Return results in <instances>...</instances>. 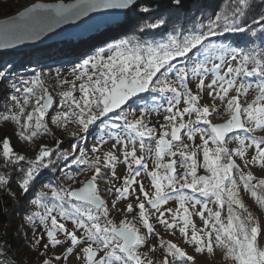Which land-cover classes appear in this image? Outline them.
I'll use <instances>...</instances> for the list:
<instances>
[{
    "label": "snow or ice",
    "instance_id": "snow-or-ice-1",
    "mask_svg": "<svg viewBox=\"0 0 264 264\" xmlns=\"http://www.w3.org/2000/svg\"><path fill=\"white\" fill-rule=\"evenodd\" d=\"M174 4L179 7L181 0H174ZM138 9L150 11L141 8L139 0L34 4L18 17L0 22V49L39 40L52 29L89 13L127 10L106 13L108 22L118 23L119 15L127 17ZM258 9L259 15L249 23ZM168 25L169 20L161 17L140 29L147 35L148 29L167 28L159 38L152 34L150 39H123L93 55L84 53L71 69V79L57 73L49 86L42 74L33 73L31 79L11 82L5 103L12 107L0 110V120L11 122L18 129L13 134L21 141L31 144L41 136L53 135L48 117L54 107L57 110L50 116L51 124L64 129L76 125L73 139L86 142L89 134L98 133L93 136L92 158L75 143L70 150H62L59 139L55 147L40 144L29 158L14 151L7 135L0 138V161L7 173L0 174V191L13 198V177L25 195L33 191L45 170L59 168L60 163L65 167L69 162L83 165L81 171L91 173L87 179L77 180L78 173L65 172L70 183H46L31 199V205L39 210L26 214L18 230L25 225L32 230V250L46 239L41 264L67 261L77 248L76 257L83 264H195L193 255L160 237L150 223L152 217L172 235V230L178 229L196 254H211L218 248L225 264H264V226L241 198L242 185L264 209V178L245 172L250 165L264 168V136L254 135L264 132V0H228L227 6L213 15H193L179 27ZM228 34H247L248 44L241 47L212 40H227ZM8 79L4 66L0 81ZM55 89L61 91L54 97ZM250 90L256 92L254 99L242 102ZM205 96L211 103L201 105ZM217 101L224 105L228 118L212 123L221 112ZM153 113L162 114L164 119L158 135L157 127L147 119ZM182 133L192 143H185ZM197 137L199 144H195ZM233 142L237 146L229 147ZM109 143L110 149L101 156L100 149ZM253 148L255 154L247 159ZM149 158L154 163L151 171ZM121 163L126 175L121 186L115 187L114 181L121 179L115 169ZM200 167L206 174H198ZM142 172L150 177L151 192L137 179ZM100 183L105 184L103 190ZM106 195L115 196L111 204ZM130 198L135 199V206L128 202L117 209V203ZM170 201L177 203L175 210L163 207ZM136 209L145 231L136 226L135 216L132 221L125 216L118 224L111 218L114 210L132 214ZM166 213L170 219L165 218ZM194 217L202 221V228L197 229ZM152 238L158 244L149 245ZM65 244L69 245L67 255L55 254V249ZM158 247L163 251L162 260L154 262L148 253ZM141 248H148V252L141 253ZM8 254L7 243H0V264H12Z\"/></svg>",
    "mask_w": 264,
    "mask_h": 264
},
{
    "label": "trees",
    "instance_id": "trees-1",
    "mask_svg": "<svg viewBox=\"0 0 264 264\" xmlns=\"http://www.w3.org/2000/svg\"><path fill=\"white\" fill-rule=\"evenodd\" d=\"M37 1L41 0H0V18L13 16ZM227 4L228 0H181L180 6L177 7L174 4V0L142 1L139 2L140 7H148L150 9L149 12H143L139 9L135 12H130L123 21L107 28L99 29L85 39H67L29 47L24 50L0 52V70H4V66H7L9 77L7 81H0V110L12 107L11 104L5 103L9 99L8 90H10L12 81L31 79L33 73H37L42 74L46 85H53L56 74L60 73L63 76L62 70L73 68L76 64L80 63L84 58V53L93 55L99 48H106L108 45L123 39H150L152 34H156L157 38H159V34L166 32L167 28L148 29L147 35L141 33L140 29L161 17L169 20L168 28L173 24L179 27L193 15H213L215 12L222 11ZM258 15L259 9L251 14L248 22L251 23L252 17ZM228 36L230 38L227 40L224 39L225 41H237L239 44H243L244 47L248 44L247 34H228ZM216 39L218 37H213V42ZM259 43L257 41V44ZM59 91L61 89L53 90V96L55 97ZM15 110L13 108V111ZM27 110L30 111L31 108ZM56 110L55 107L51 109L48 117V127L53 134L52 136H41L29 144L21 141L13 134L18 129H15L11 122L0 120V138L7 135L11 140L14 151L25 154L29 158L34 157L35 151L38 150L40 144H48L49 146L55 147L56 139L63 142L60 145L62 150H70L72 141L75 139L60 136L59 133L57 134L58 127L51 124L50 116L55 114ZM94 135H98V133H92L89 138H93ZM75 144L82 148V145L86 144V142L77 138ZM85 152L88 154V151ZM61 168H63V173L59 174L62 172L60 170ZM83 168V165H72L70 162L67 167L63 163H60L59 168L45 170L39 176L33 191L28 194H21L17 186L16 177H13L11 180V191L15 193V198L0 191V243H7L8 259L12 261V264H41V261L45 258V256L41 255L42 249L39 252H36L37 249L32 250L31 242L33 236L29 237L25 229L18 230V226L24 222V216L34 211L31 208V199L35 197V194L46 183L55 184L59 182L60 184L67 185L68 183L66 184L63 181L65 177L64 173L78 172ZM0 174H7L2 161H0ZM259 178L257 177V179ZM243 193L244 191L241 185V198ZM248 195L250 196L249 193Z\"/></svg>",
    "mask_w": 264,
    "mask_h": 264
},
{
    "label": "rangeland",
    "instance_id": "rangeland-1",
    "mask_svg": "<svg viewBox=\"0 0 264 264\" xmlns=\"http://www.w3.org/2000/svg\"><path fill=\"white\" fill-rule=\"evenodd\" d=\"M41 1H44V2H61V1L68 2L70 0H41ZM0 5H1V3H0ZM3 18H5V17H3ZM219 39L220 38L216 39L214 42L215 43L223 42L225 44H233V45L238 44L239 46L244 47L243 44H239L237 41H225L222 38H221V40H219ZM71 69L72 68H68V69L62 70V75L63 76H61V78H69V79H71V76H70ZM67 87H68L67 85L64 86V88H67ZM195 90L196 89L193 86V91H195ZM76 95L79 96V93L77 92ZM231 95H235V92H232ZM255 95H256V92L253 91V90H250L248 92L247 96L246 97H242L241 100H242V102H251L254 99ZM200 103H201V105H203L204 103H211V101L205 96V98L203 100H201ZM216 103L220 106L221 112L218 115V118L214 119L212 121V123H221L224 120H226L228 118V116L224 113V105H221L219 101H217ZM181 107H183V104H181ZM137 115H138V113H137ZM147 119H149L157 127V135H158L159 134V125L164 123L163 115L162 114L153 113ZM184 119L187 120L188 117L185 116ZM192 119H195V115L192 116ZM77 131H78V128L74 124H69L67 129L57 128V134L59 133L60 136L70 137V138H72L71 133L72 132H77ZM256 134H258V136H264V132H256ZM90 136H91V134L87 136L86 144L82 145V148L84 149V151H88V154H87L88 157L92 158L93 154L91 153L90 149H91L92 145L94 143H96V141L93 138H89ZM182 138L184 139L185 143H192V142L188 141L186 137L183 136V133H182ZM73 143H76V139L72 141V144ZM199 143H200V139H199V137H197L196 140H195V144H199ZM152 146H153V148L155 147V142L154 141L152 143ZM228 146L234 148L237 145H236L235 142H233V143L229 144ZM110 147H111V143H109L108 145L102 147L100 149V153L99 154L102 156V154L104 152L108 151L110 149ZM262 147H264V146H262ZM140 154L141 153L139 151V145H137V155L139 156ZM254 154H255V149L254 148L250 149L248 151L247 155H246V158L250 159L251 156L254 155ZM117 155L119 156L120 153L117 152ZM202 159H203L202 153L198 154V160L201 163H202ZM235 159H236V162L238 164H240L241 167H243L242 161L239 160L238 158H235ZM165 162H167V158H165ZM147 163H148V169H149V171H151L154 168L153 158H149L147 160ZM115 171H116L117 177L121 178L119 180L114 181L115 187H120L121 184H122V178L126 175L125 165H123L122 163L121 164H117ZM247 171H251L257 177L264 178V168H261L259 165H250L249 168L245 169V172H247ZM61 173H63V172H60L59 174H61ZM67 173L69 175L78 173V175H76V179L77 180H85L86 178H88L91 175L90 172L81 171V170L78 171V172L75 171L74 173H69V172H67ZM198 174L199 175H204L206 173L204 172L203 168L200 167L198 169ZM137 179L141 180L143 182L146 190H148L149 192L152 191V189L150 187V177H148L146 173L142 172L141 176L138 177ZM63 181L66 184L70 183V181H68L66 177H64ZM104 187H105V184L104 183H100L101 190H103ZM136 191H137V194H139V188L138 187H136ZM102 194H103V191H102ZM242 198H243L244 203L248 206V209H250V211L259 219L260 224L262 226H264V209H261L257 205V203L255 202V200H253V198L248 195V193L244 192L242 194ZM105 199L108 200L109 204H111V201L113 199H115V196L114 195H112V196L106 195ZM141 199H143L142 196H141ZM128 202L133 203V205L135 206V203H136L135 199L134 198H130L128 201L117 203V209L124 208L126 203H128ZM163 207L172 208L173 210H175L176 207H177V203L175 201H170L167 205H164ZM209 207L212 208L213 210L216 209V206L213 205V204H209ZM31 208L34 211L39 210V209L35 208L32 205H31ZM198 209H199V205L197 206V210ZM138 211L139 210L136 209L132 214H127V213H124V212L117 213L114 210L111 213V218L113 219L114 222H116L118 224L121 219L125 218V216L127 217V219L129 221H132L133 217L135 216L136 219H135L134 223L136 224V226L138 228L141 229V231H145L143 229V227H142V224H141L140 220H139ZM206 215H207V213H206ZM224 215H226V210H225ZM165 218L166 219H170V217L168 216L167 213L165 214ZM194 220H195V224H196L197 229H200V228L203 227V223L198 217H194ZM150 223H152L154 225L155 231L157 233H159L160 237L163 240H165V241L171 240V241L175 242L176 244H178L182 249L186 250L188 252V254L193 255L195 257V264H200L198 262V260H197L198 257H201L204 260H206L205 264H225V261L222 259V253H221L220 249H218V248L214 249V252L211 253V254H209L207 252H204V253H201V254H196L194 252V247L190 246V245H188V244H186L184 242L183 238L181 237V235L178 232V229H173L172 231L175 232V235H172L168 230H166V228L163 225L158 224L154 217L150 218ZM68 227L71 229V225L70 224L68 225ZM24 229L27 232L29 237L33 236L32 235V230L30 228H28L27 225H25ZM36 234L40 235V229L39 228H37ZM43 242H47L46 239ZM43 242L40 245V247L37 248L36 252H39V250L42 249ZM261 243H264V239L261 240ZM148 244L149 245L158 244V241L155 238H152V239H150L148 241ZM68 246H69L68 244H65L62 247L58 246L55 249V254H65V255H67V253L65 252V249ZM140 251H141V253L148 252V248H141ZM78 252H79V248H77L74 251V253L69 257V259L67 261L61 260L60 262H58V264H83L82 259L78 260L77 257H76V253H78ZM49 255H52V253L49 252ZM162 256H163V251L159 247L156 249L155 252H149L148 253V258L152 259L154 262L161 261L162 260Z\"/></svg>",
    "mask_w": 264,
    "mask_h": 264
},
{
    "label": "water",
    "instance_id": "water-1",
    "mask_svg": "<svg viewBox=\"0 0 264 264\" xmlns=\"http://www.w3.org/2000/svg\"><path fill=\"white\" fill-rule=\"evenodd\" d=\"M142 1H148V0H139V2ZM152 1H167V0H152ZM71 4L75 3V0H70L68 2H44V1H37L30 5L27 8H31L34 4H45V5H52V4ZM25 8V9H27ZM21 10L19 13L1 18L0 22L7 20V19H13L19 16L20 13L24 12V10ZM42 11V10H38ZM127 10H102L100 12L96 13H89L88 16L82 17L80 20L72 21L66 24H63L57 28L52 29V31L48 32L45 36L41 37L39 40L36 41H26L22 45H15L12 48L9 49H0V52H10V51H16V50H24L29 47L38 46V45H44L51 42L56 41H63L67 39H74V40H82L92 33H94L98 29L107 28L111 25L117 24V23H110L108 16L106 15L107 12H116V13H123ZM125 19V16L123 14L118 16V23L123 21Z\"/></svg>",
    "mask_w": 264,
    "mask_h": 264
},
{
    "label": "bare ground",
    "instance_id": "bare-ground-1",
    "mask_svg": "<svg viewBox=\"0 0 264 264\" xmlns=\"http://www.w3.org/2000/svg\"><path fill=\"white\" fill-rule=\"evenodd\" d=\"M254 135H257L258 136V134H256V133H254ZM198 262L200 263V264H205L206 263V260H204L203 258H201V257H198Z\"/></svg>",
    "mask_w": 264,
    "mask_h": 264
}]
</instances>
